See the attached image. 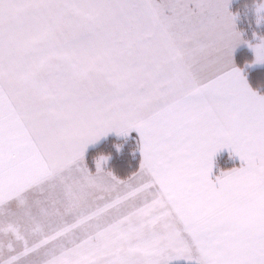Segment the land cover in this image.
Here are the masks:
<instances>
[{"label": "snow or ice", "instance_id": "snow-or-ice-1", "mask_svg": "<svg viewBox=\"0 0 264 264\" xmlns=\"http://www.w3.org/2000/svg\"><path fill=\"white\" fill-rule=\"evenodd\" d=\"M241 42L228 0H0V206L113 131L139 133L142 161L93 216L152 196L49 264H264V95ZM225 148L243 166L213 177Z\"/></svg>", "mask_w": 264, "mask_h": 264}, {"label": "crops", "instance_id": "crops-1", "mask_svg": "<svg viewBox=\"0 0 264 264\" xmlns=\"http://www.w3.org/2000/svg\"><path fill=\"white\" fill-rule=\"evenodd\" d=\"M233 1L234 0H228V10L235 16L236 30L242 34L238 26L237 16L230 9ZM242 43L243 35L242 42L235 48L233 53L235 67H238L235 64V54L238 49L243 46ZM242 73L246 77L243 70ZM246 80L249 83L247 77ZM249 85L251 86L250 83ZM114 133L115 131L110 132L106 136H102L95 143L90 144L85 152L84 160L81 165L66 170H60L54 164L48 165L49 174L41 177L37 181L26 184L22 191L12 194V199L10 201L6 199L4 204L0 206V235L4 236L7 233H13L11 229L15 227L17 228L15 229L16 232L19 234H36L41 232L40 228L42 226V219H47L49 216H54L57 217L56 219H60L58 221L59 227L75 225L82 219L89 218L86 223H83L81 226L72 231L73 233H81V240H83L98 231L91 230L95 228L97 224L102 228L106 227L109 223H112L121 216L130 213L136 206L143 203L146 199H152L151 195L142 193L134 200L126 201L119 207V209L114 208L105 212L104 215L93 216L98 208L104 207L117 197L123 196L127 193L130 190V186L127 184V181L130 177L135 175L134 173L127 179L118 180V178L108 171L103 169L91 171L87 166L85 157L88 151L97 146L107 137L118 135ZM132 133L137 138L139 148H141L139 133L135 130ZM222 154H227L228 156L233 155L227 148L222 149L216 154L214 157L213 177L220 175L222 171H229L243 166V162L240 160L239 156L233 155L235 157L234 159L236 164L226 168L217 167L216 158ZM140 157L141 164V151ZM81 167L86 168L91 177H98V179L94 183L90 182L88 178H86L79 170ZM144 179H147V177ZM114 180H118L123 183H115ZM64 183L67 184L71 194L65 195L63 190ZM66 192L68 191L66 190ZM63 229L64 228L58 232H61ZM25 240V236L20 238L19 243L22 245H19V249H24V245L26 244ZM4 260L7 261L8 259Z\"/></svg>", "mask_w": 264, "mask_h": 264}, {"label": "trees", "instance_id": "trees-1", "mask_svg": "<svg viewBox=\"0 0 264 264\" xmlns=\"http://www.w3.org/2000/svg\"><path fill=\"white\" fill-rule=\"evenodd\" d=\"M257 1L234 0L230 6L231 11L237 16L239 29L243 37L245 36V40H250L252 37L251 33L254 29L252 20L255 18L252 9L256 6ZM253 62L254 54L252 50L246 45L240 47L235 54V64L243 70L252 88L264 95V63L253 66ZM138 147L139 144L135 135L130 137L112 135L89 150L85 162L91 171H96L99 170L95 166L96 158L109 155L110 160L104 164L103 170L112 173L118 179H127L140 168L141 157ZM216 163L217 167L226 168L236 164V161H229V156L222 154L216 158Z\"/></svg>", "mask_w": 264, "mask_h": 264}, {"label": "rangeland", "instance_id": "rangeland-1", "mask_svg": "<svg viewBox=\"0 0 264 264\" xmlns=\"http://www.w3.org/2000/svg\"><path fill=\"white\" fill-rule=\"evenodd\" d=\"M251 11V10H250ZM253 15L255 18H250L253 22V30L251 33V39L245 40V36L243 37V43L242 45L248 46L253 54H254V65H261L264 63V61H257L256 53L254 50V45H264V0H258L256 6L252 9ZM250 14V13H248ZM252 14V13H251ZM250 14V15H251ZM251 45V46H250ZM134 131V130H133ZM131 131L127 137L133 136L134 134ZM114 134H117L116 132ZM117 136H125V135H117ZM138 152H140V148L138 147ZM235 157L233 155H229V161H235ZM110 160L109 155H102L96 158L95 166H97V162L99 161L101 163L100 169L104 168V164L108 163ZM237 160V159H236ZM63 190L65 192V195L71 194L67 184L64 183ZM66 190L68 192H66ZM57 217L49 216L47 219H42V226L40 228L41 232H38L36 234H19V238L17 235L13 233H7L4 236L0 235V264H5L4 259H9L10 257L17 256L21 254L25 248H33L34 246L40 244L45 239H49L50 242L46 244L44 247L38 248V250L32 252V254L24 256L20 261L19 264H49V262L53 259V257L58 256L62 254L63 252L73 248L76 246L82 238L81 233H73L69 232L67 235L60 236L58 239H53V237L60 233L58 232L62 228L66 227H59L58 221L60 219H56ZM68 225V224H67ZM66 226V225H65ZM102 227H100L98 224L95 226V228L91 230H100ZM15 229H17L15 227ZM93 234V232H92ZM94 235V234H93ZM26 237V244L24 245V249H19V245H22L19 243L20 238ZM9 240V242H8ZM23 247V246H20ZM198 256L199 254L194 252L193 253V259L189 260L186 258H178L173 259L169 262V264H198Z\"/></svg>", "mask_w": 264, "mask_h": 264}, {"label": "bare ground", "instance_id": "bare-ground-1", "mask_svg": "<svg viewBox=\"0 0 264 264\" xmlns=\"http://www.w3.org/2000/svg\"><path fill=\"white\" fill-rule=\"evenodd\" d=\"M127 176H128V175H127ZM127 178H128V177H127ZM125 179H126V178H125ZM118 180H119V179H118ZM118 180H117V181H118ZM114 181H115V180H114ZM101 202H102V201H101Z\"/></svg>", "mask_w": 264, "mask_h": 264}]
</instances>
